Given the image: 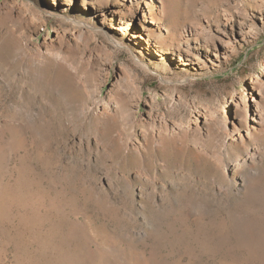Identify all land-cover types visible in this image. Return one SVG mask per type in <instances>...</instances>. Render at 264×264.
I'll return each mask as SVG.
<instances>
[{
    "label": "rangeland",
    "instance_id": "374dc122",
    "mask_svg": "<svg viewBox=\"0 0 264 264\" xmlns=\"http://www.w3.org/2000/svg\"><path fill=\"white\" fill-rule=\"evenodd\" d=\"M0 264H264V0H0Z\"/></svg>",
    "mask_w": 264,
    "mask_h": 264
},
{
    "label": "bare ground",
    "instance_id": "6f19581e",
    "mask_svg": "<svg viewBox=\"0 0 264 264\" xmlns=\"http://www.w3.org/2000/svg\"><path fill=\"white\" fill-rule=\"evenodd\" d=\"M152 22H154V21H152ZM119 27V26H118ZM121 28V27H120ZM154 33L151 31H148L147 32V36H149V37H151L152 35H153ZM134 37H138V38H143L144 36L142 35V33L141 34H135L134 35ZM58 58H59V60H58V62L60 63V64H62V65H66L67 67H69V68H73L75 71H77V69L76 68H74V66H73V64L72 63H70V61H67V59L66 58H64V57H60L59 55L57 56ZM216 60V59H215ZM217 61V60H216ZM75 76H77V75H75ZM255 88V87H254ZM253 98H254V100H256V98H255V95L253 94ZM248 98H247V96H245L244 97V101H246ZM258 101V100H257ZM223 143H224V145H228L229 144V140L227 139V138H225L224 140H223Z\"/></svg>",
    "mask_w": 264,
    "mask_h": 264
}]
</instances>
